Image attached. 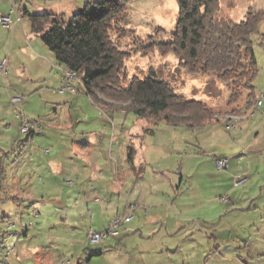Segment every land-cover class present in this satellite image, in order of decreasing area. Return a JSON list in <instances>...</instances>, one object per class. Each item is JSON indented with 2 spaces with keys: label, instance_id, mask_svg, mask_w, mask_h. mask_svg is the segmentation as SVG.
<instances>
[{
  "label": "rangeland",
  "instance_id": "rangeland-1",
  "mask_svg": "<svg viewBox=\"0 0 264 264\" xmlns=\"http://www.w3.org/2000/svg\"><path fill=\"white\" fill-rule=\"evenodd\" d=\"M75 1L0 0V13H10L12 9L22 13L27 8L30 13L64 11L69 16ZM79 1L83 6L88 0ZM261 8H264V0H220L216 15L223 20H241L249 11ZM178 12L177 0H130L124 31L114 34L122 48L130 53L125 68L127 81L134 75L145 76L153 66L161 77L173 83L177 92L204 101L213 109L215 117H220L197 128L161 122L153 126V133L146 135L151 158L158 156L160 159L157 166L178 173L181 196L177 202L180 208L175 214L190 223L166 239L182 250L175 257L178 264H264V21L253 35L259 68L254 81L255 95L251 98L250 90L241 86L240 98L232 101L230 84L212 74L190 72L179 65L174 53L161 52L160 43L171 38ZM13 16L17 19L18 13L13 12ZM29 25L28 16L9 29L0 24V40L6 39L7 50L12 48L14 28H20L22 37L23 28L27 32ZM16 56L15 61L19 62L21 57ZM15 73L9 67L8 73L0 78V148L3 149L10 144L1 136L9 138L20 132L22 139L25 137L18 113L23 111L35 121L41 118H38V112L53 111L54 116L55 109H61L57 102L43 101L38 95L30 94L26 89L31 87L30 81L26 83ZM16 96L21 99L14 100ZM260 98L262 103L258 104ZM89 102L86 101L89 106L86 113L93 121L83 124L98 129V120L102 119L100 109ZM108 129L113 131V125ZM217 157H228V167L218 168ZM1 165L0 153V168ZM237 176L245 177V181L235 184ZM3 202L5 200L0 201V234L3 235L0 236V264H31L32 260L26 255L37 245L38 264H42L43 259H48L50 264L77 259L76 250L86 243L85 236L68 239L61 251L49 252L46 236L32 232L18 235L20 225H28L33 221L32 217L24 216L21 220L14 207L10 208V217L2 221L3 211H8ZM136 240L130 239L135 248L141 244ZM86 241L91 242L88 237ZM14 244L17 251L11 248ZM23 244L25 246L20 249ZM107 259L95 258L85 264H114ZM136 259L135 256V264L138 263Z\"/></svg>",
  "mask_w": 264,
  "mask_h": 264
},
{
  "label": "crops",
  "instance_id": "crops-1",
  "mask_svg": "<svg viewBox=\"0 0 264 264\" xmlns=\"http://www.w3.org/2000/svg\"><path fill=\"white\" fill-rule=\"evenodd\" d=\"M79 4V0L74 2L72 12ZM22 14V20L14 25L23 21L26 15L24 11ZM20 34V28H14L10 50L6 39L0 40V60L7 59L8 70L10 67L16 77L30 81L31 87H26L30 94L57 102L61 109H55L54 116L53 111L38 112L41 118L35 121L39 129L29 145L20 132L9 138L1 136L10 144L0 148V201L5 200L3 205L8 209L3 211L2 221L10 217V208L14 207L21 220L32 217V223L20 225L18 235L32 232L46 236L49 252L61 251L68 239L85 236L86 243L76 250L77 259L63 264H85L108 257L114 264H135V256L137 264H178L175 257L182 250L166 238L190 223L175 214L181 196L178 173L159 168L158 156L152 159L148 152L146 135L154 131H146L147 122L131 116L133 113H108L96 105L77 76L71 79L75 90L64 87L66 69L32 31L31 23L27 32L23 28L24 36ZM17 54L21 57L19 62L15 61ZM86 101L100 109L98 129L83 124L93 121L86 113ZM111 125L113 131L108 129ZM180 174L182 181L183 173ZM127 214L132 218L122 225L120 234L110 235L102 242L86 241L91 226L103 230L111 219ZM134 238L141 242L137 248L130 243ZM16 244L12 250L17 251ZM30 249L26 258L32 260L31 264H38V245ZM42 264L50 263L43 259Z\"/></svg>",
  "mask_w": 264,
  "mask_h": 264
},
{
  "label": "trees",
  "instance_id": "trees-1",
  "mask_svg": "<svg viewBox=\"0 0 264 264\" xmlns=\"http://www.w3.org/2000/svg\"><path fill=\"white\" fill-rule=\"evenodd\" d=\"M129 1L88 0L69 16L30 13L27 8L24 14L58 63L73 72L93 102L108 113H133L147 122L146 131H154L153 126L161 122L197 128L219 120L204 101L177 92L153 66L145 76L134 75L127 81L130 53L114 34L124 31ZM177 3L175 30L170 39L160 43L161 52L174 53L179 65L190 72L212 74L230 84L232 101L240 98L241 86L250 90L252 98L259 71L253 35L264 21V8L249 11L241 20H223L216 15L220 0Z\"/></svg>",
  "mask_w": 264,
  "mask_h": 264
},
{
  "label": "built area",
  "instance_id": "built-area-1",
  "mask_svg": "<svg viewBox=\"0 0 264 264\" xmlns=\"http://www.w3.org/2000/svg\"><path fill=\"white\" fill-rule=\"evenodd\" d=\"M13 12L18 13V18L15 19L13 16ZM23 14L20 13L17 9H12L10 13H0V24L7 29H9L12 25L16 23L17 20H22ZM8 60L2 59L0 60V75L6 74L8 71ZM66 71V83L64 87H69L75 90V88L71 84V79L75 78L76 75L69 71ZM15 99H21L19 96L14 97ZM262 103V99H258V104ZM17 116L20 118L21 121V132L25 135L24 141L26 145L31 144L34 142V133L39 129L38 123L27 116L23 111L18 113ZM215 164L218 168H227L229 165V158L228 157H217ZM245 181V177L237 176L235 180V184H239ZM132 216L130 214L114 217L108 223L107 227L103 230H96L93 226H91L88 230V239L95 243V242H102L110 235H118L121 232V227L124 223L130 221ZM9 251H7L8 253Z\"/></svg>",
  "mask_w": 264,
  "mask_h": 264
}]
</instances>
